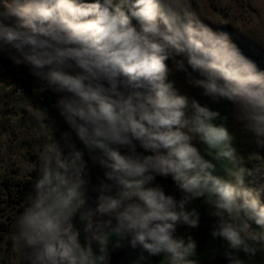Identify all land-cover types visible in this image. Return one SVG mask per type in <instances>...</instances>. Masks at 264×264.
<instances>
[{"label":"clouds","instance_id":"9594fccd","mask_svg":"<svg viewBox=\"0 0 264 264\" xmlns=\"http://www.w3.org/2000/svg\"><path fill=\"white\" fill-rule=\"evenodd\" d=\"M0 8V51L27 66L40 91L58 95L55 107L110 181L95 189L96 207L85 208L84 153L67 133L62 148L40 109L37 123L50 137L45 133L34 193L13 234V250L27 264H107L111 236L115 247L127 241L150 256L163 253L168 264H194L195 242L174 233L180 223L198 226L199 214L186 205L200 197L219 218L211 235L226 242L230 264H244L234 251H264V204L246 186V170L218 174L219 162L239 157L232 134L215 123L218 111L179 94L168 79L166 61L186 57L204 77L190 82L213 100L235 104L246 129L264 137V71L228 33L202 23L189 0H0ZM12 17L14 26L4 23ZM175 66L186 71L183 60ZM257 143L264 147V139ZM156 176H171L182 198L153 185ZM77 214L84 245L73 224Z\"/></svg>","mask_w":264,"mask_h":264},{"label":"rangeland","instance_id":"374dc122","mask_svg":"<svg viewBox=\"0 0 264 264\" xmlns=\"http://www.w3.org/2000/svg\"><path fill=\"white\" fill-rule=\"evenodd\" d=\"M189 3L193 11L202 15L200 17L202 23L214 32L228 33L242 54L254 61L259 70L264 71V0H189ZM8 20L4 23L12 26L15 24V17ZM0 58L9 59L8 52L0 51ZM176 60L184 61L186 71L176 68ZM166 64L170 69L168 79L178 93L195 99L199 104L213 111H218L221 119L216 120L215 123H224L234 138L233 147L239 157L236 161L219 162L218 174L230 178L232 172L241 171L243 167L246 170V186L259 192L260 201L264 204V147L257 143L258 139L264 137H257L246 129L245 122L238 119L239 111L235 104L225 99L213 100L203 94L202 88L190 82L204 77L199 72L193 71L187 64L186 57L177 55L174 59L169 58ZM2 82H0V264H27L24 257L13 250V234L17 220L28 205V196L34 193L39 156L46 140L45 133H48L49 129L42 128L37 123L36 118H42L40 109H45L35 103V91L27 94L25 101H23L24 96L6 99L1 94ZM48 117L45 123L51 124L52 127L57 126V123L50 119L49 114ZM76 142L79 151L84 153L83 159H91L87 148L77 136ZM193 143L202 154H205L201 142L194 140ZM205 158L210 159L206 154ZM156 178L165 177L156 176ZM98 187L95 182L91 185L92 190ZM182 196L183 193L178 189L177 200ZM193 209L199 214L198 226L192 227L182 223L177 225L206 230L212 222L217 223L219 219L211 215L213 209L204 197L193 199L186 205V211ZM80 222L79 240L84 245L87 243L86 233L84 222L81 219ZM252 229L260 231L255 224L252 225ZM116 241L115 236L109 238L108 254L116 249ZM226 250H229L226 242L210 234L205 248L201 252L195 249L191 258H194L198 264H205L213 252L225 253ZM94 254L100 255V251ZM233 254L243 260L244 264H264V251H257L252 257L242 250L234 251ZM141 255L144 257L143 260L140 259ZM157 257L158 255L150 256L147 252H134L123 261V264H168V258L164 254L159 259Z\"/></svg>","mask_w":264,"mask_h":264},{"label":"built area","instance_id":"2783aa9c","mask_svg":"<svg viewBox=\"0 0 264 264\" xmlns=\"http://www.w3.org/2000/svg\"><path fill=\"white\" fill-rule=\"evenodd\" d=\"M1 81H3V90L1 91V94L6 97V99L14 96L22 97L28 93H32L33 91H35V103L43 107L50 115V119L57 123V126L52 127V134L54 138L59 141L61 147L64 148V134L67 133L68 140L75 145L77 150H79V146L76 142L75 132L72 131L70 126L60 115L58 109L55 107L58 95L52 92L50 89L40 91V82L37 80V78L30 74V70L27 66L14 65L12 60L0 61V82ZM47 134L50 137V130ZM67 151L68 149H64L65 154L67 153ZM88 160L90 159L85 158L84 160L87 165L85 175V179L87 181V198L89 197V192L92 190V188H90V180L88 178V173H90L91 170V161Z\"/></svg>","mask_w":264,"mask_h":264},{"label":"trees","instance_id":"16d2710c","mask_svg":"<svg viewBox=\"0 0 264 264\" xmlns=\"http://www.w3.org/2000/svg\"><path fill=\"white\" fill-rule=\"evenodd\" d=\"M78 2H80V3H95L97 1L96 0H78ZM100 2L102 3L103 0H101ZM113 3L117 4V3H119V0H113ZM8 21H10V20H8ZM132 23H133V25L138 27V24L135 21V19H133ZM8 60H11V59L10 58L9 59H1L0 58V61H8ZM136 150H137V152L144 154V149L140 148L139 146H137ZM125 151H126V149H123V148L121 149L122 153ZM88 161H91V170H90V173H88V178L90 180V188L94 182L97 183L99 186L101 185V183H110V181H107V179L105 177V169L103 167H101L98 163L93 162L92 159H90ZM36 178L38 179V172L37 171H36ZM168 179L173 181L171 176L168 177ZM153 185H160L163 188L166 195L172 196L173 190L170 186H168L166 184H157V183H153ZM97 198H98L97 191L91 190L89 192V197L86 200L85 208H89V207L95 208ZM80 223H81L80 222V215L77 214L73 218V224L78 231L81 228ZM113 223H115V221H113ZM215 225H216V223L212 222L206 230H200V229H196V228H190L187 226L177 225L176 226V233H177L178 238H182L185 241H187L189 239L193 240L196 244L195 249L198 252H201L205 248L207 237L212 233ZM252 225H254V224H252ZM121 244H122L121 247H116V249L113 252L108 254L107 264H123V261L128 256L132 255L134 252H145V251H142V249H140V248L133 249L130 246V244L127 243V241H123V242H121ZM92 247H93L94 252L99 251V248H98V246H95V243H93ZM162 255H163V253L159 254L157 259H159L160 256H162ZM190 259L194 262V264H198L194 258L190 257ZM205 264H230V262L225 257L223 251H221V252H213L211 254L210 259Z\"/></svg>","mask_w":264,"mask_h":264},{"label":"water","instance_id":"95a60500","mask_svg":"<svg viewBox=\"0 0 264 264\" xmlns=\"http://www.w3.org/2000/svg\"><path fill=\"white\" fill-rule=\"evenodd\" d=\"M144 155H151V152H146L144 150ZM153 183L166 184V185L170 186L172 188V190H173L172 196H173L174 199L177 200V198H178V188H177V185L175 184L174 181H171L168 178H156L155 177V180L153 181ZM174 236L178 238L176 231L174 233Z\"/></svg>","mask_w":264,"mask_h":264},{"label":"crops","instance_id":"0c3cea01","mask_svg":"<svg viewBox=\"0 0 264 264\" xmlns=\"http://www.w3.org/2000/svg\"><path fill=\"white\" fill-rule=\"evenodd\" d=\"M28 94H31V93H28ZM26 95H27V94H26ZM26 95H24V99H23V101H25V96H26ZM162 177H163V176H162ZM169 177H170V176H169ZM165 178H168V177H165Z\"/></svg>","mask_w":264,"mask_h":264}]
</instances>
